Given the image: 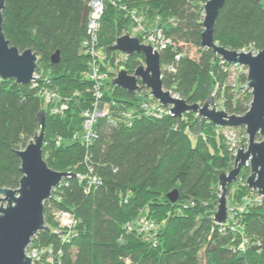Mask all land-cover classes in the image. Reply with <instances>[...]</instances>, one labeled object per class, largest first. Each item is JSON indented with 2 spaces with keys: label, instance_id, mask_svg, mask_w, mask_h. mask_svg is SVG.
Here are the masks:
<instances>
[{
  "label": "trees",
  "instance_id": "obj_1",
  "mask_svg": "<svg viewBox=\"0 0 264 264\" xmlns=\"http://www.w3.org/2000/svg\"><path fill=\"white\" fill-rule=\"evenodd\" d=\"M206 1L105 0L98 49L112 46L134 17L144 26L157 21L171 40L160 52L161 68L175 69L162 71L164 90L190 105H203L215 92L221 110L243 116L252 101L246 74L240 70L232 80L233 66L201 48ZM88 3L5 0L2 10L6 40L20 53L30 49L37 54V72L44 79L37 88L0 80V189L19 188L16 152L39 132L36 116L44 109L40 90L56 91L67 104L62 116L46 111L42 152L50 169L75 177L64 179L44 203L50 231L32 238L30 248L51 251L54 264H264V250L250 246L264 241V200L244 202L252 196L245 185L249 167L232 194L234 185L227 186L231 199L243 208L237 223L231 220L224 227L213 221L221 194L217 172H229L234 163L221 128L204 122L195 136L201 118L193 113L180 119L148 117L140 109L147 94L130 95L106 81L102 102L109 115L97 121L95 138L87 146L71 140L81 131L82 112L93 108L92 83L85 78L90 58L83 47ZM213 39L232 51H264V0H226ZM186 46L196 48V58L189 57ZM56 52L59 63L52 65ZM143 61L140 55L124 58L107 52L97 63L101 70L124 67L132 75ZM88 173L98 184L89 183ZM173 190L179 196L175 203L167 198ZM59 212H69L75 220L65 241L53 232ZM244 240L248 245L242 250Z\"/></svg>",
  "mask_w": 264,
  "mask_h": 264
},
{
  "label": "water",
  "instance_id": "obj_2",
  "mask_svg": "<svg viewBox=\"0 0 264 264\" xmlns=\"http://www.w3.org/2000/svg\"><path fill=\"white\" fill-rule=\"evenodd\" d=\"M90 1V0H87ZM258 4L260 0H251ZM226 0H207L203 5V33L201 48L212 50L215 58L222 59L226 64L246 70L247 90L252 101L249 110L243 116L228 115L214 106V97L209 94L203 105L188 104L175 97L171 91L164 90L162 85V68L160 53L152 47L140 43L138 37L130 34L117 38L112 46L97 50L101 57L107 52H118L129 58L140 55L144 64L139 66L132 75L124 67H120L111 85L126 91L130 95L146 94L163 107H169L174 118H182L186 113L197 114L201 120L195 128L197 136L204 122L215 127L244 128L248 137L246 147L241 145L234 158V166L228 172H217L220 196L213 221L216 226H228L227 186L236 184L244 167H249L250 175L246 179L249 190L264 199V51L253 55L252 52H237L218 45L214 39V26ZM5 0H0V80H13L15 85L28 86L34 79L38 65V56L28 49L20 53L10 46L3 33V16ZM87 14L85 7L84 17ZM59 53L51 57V64L59 63ZM46 112L41 110L36 116L39 127L34 138L24 150L17 151L20 159L22 177L17 190L0 189V264H32L26 256V248L32 238L40 232H49L44 221V203L52 197L53 191L64 179L74 178L69 172H56L50 169L43 159L45 139ZM262 138L260 142L257 137ZM178 191L173 190L167 195L171 203L178 200ZM255 249L264 250V241Z\"/></svg>",
  "mask_w": 264,
  "mask_h": 264
},
{
  "label": "built area",
  "instance_id": "obj_3",
  "mask_svg": "<svg viewBox=\"0 0 264 264\" xmlns=\"http://www.w3.org/2000/svg\"><path fill=\"white\" fill-rule=\"evenodd\" d=\"M104 1L105 0H90L88 3V16H87V39L85 40L83 47H84V53L90 58L89 68L88 72L85 74V78L88 79L92 83V98H93V108L91 110H86L82 112V128L80 132H76L73 134L71 140L74 142H79L82 145L87 146L94 138H95V125L98 120L106 117L109 115V108L107 105H105L102 102L103 97V87L106 81H110L114 79L113 72L110 67L105 68L104 70H101L97 60L101 57L99 54L96 53L98 50V37L100 32V22L104 13ZM131 33L136 35V37L139 38L140 43L146 46L152 47L155 51L161 52L163 49H166L168 46L171 45V40L168 39L163 29L160 26H154L152 28H145L144 25H142L141 20L137 17L133 18V25L131 29ZM245 53H248V51H244ZM253 55H256L257 53L252 52ZM123 56V55H122ZM124 58H127L123 56ZM180 56H177L176 59H179ZM223 63H225L222 60ZM226 64V63H225ZM242 70L246 74V70L240 67L233 66L231 68L232 72V80L235 78V72L233 69ZM168 71L169 73H174L175 69L172 66H168L165 68H162V71ZM34 79H39L38 81L33 80L30 84L33 88L38 87V83L43 80L42 72L35 71ZM247 89V85H246ZM146 94L148 95V100L144 101L140 105V109L143 114H145L148 117H156L160 118L164 115L172 116V114L169 111V107L165 108L163 107L158 101L154 100L150 95L149 92L146 91ZM40 98L43 102V111H47L53 115V116H62L67 111V104L65 102H61V99L56 91H52L48 88L43 87L40 90L39 93ZM176 97V96H175ZM214 97V106L219 107V104L221 103L220 100L215 103V92L213 94ZM126 121H131V117L128 114H123ZM221 134L224 137L225 144L227 147V150L233 158H235L238 147L235 145V130L233 128H225L221 129ZM247 137V136H246ZM88 181L92 185L98 184V179L94 176H92L91 173H88ZM246 185V184H245ZM60 186V185H59ZM58 186V187H59ZM57 187V188H58ZM54 189L53 193L56 191ZM251 191V190H250ZM252 196L245 197L244 202L246 204H260L264 199L262 196L258 195L257 193H254L251 191ZM228 220L230 226V221L235 220L237 223V220L235 219L237 213H240L243 211V208L240 207H233L230 206V203H228ZM56 221H57V227L53 230L54 234H57L62 238V240H66L70 234L72 233V230L75 226V220L71 213L69 212H59L56 214ZM235 223V224H236ZM153 229V228H152ZM31 245V243H30ZM30 245L26 248L25 254L27 257H29L32 260V264H54L51 259V251H46L43 249H39L36 247L30 248ZM248 245V240L243 241L242 250L246 248ZM261 243H253L250 246H260ZM49 252V253H48ZM45 255H48L50 257L44 258Z\"/></svg>",
  "mask_w": 264,
  "mask_h": 264
},
{
  "label": "rangeland",
  "instance_id": "obj_4",
  "mask_svg": "<svg viewBox=\"0 0 264 264\" xmlns=\"http://www.w3.org/2000/svg\"><path fill=\"white\" fill-rule=\"evenodd\" d=\"M158 25V22L156 21V22H150V21H147V23L145 24V28H152V27H154V26H157ZM132 28V25L130 26H128V28H127V30H125L124 31V34L123 35H125L126 33H128V34H130V36L131 37H136V35H134L133 33H131V29ZM122 35V36H123ZM184 50H185V52L189 55V57H191V58H196L197 57V50H196V48H194V47H191V46H186L185 48H184ZM144 64V63H143ZM142 64V65H143ZM111 69H112V72H113V77L115 78V76H116V74H117V71L114 69V68H112V67H110ZM244 70V69H243ZM233 71L236 73V72H238V71H240V70H237L236 68L235 69H233ZM241 72V71H240ZM212 95L214 94V93H211ZM149 98V97H148ZM145 101H147V98H146V100ZM217 109L219 110V107H217ZM195 115H197V114H195ZM198 116V115H197ZM200 122V121H199ZM225 128H228V127H223V128H221V129H225ZM229 128H233V127H229ZM234 130H235V134H236V138H235V145H236V147H241V145H243L244 147H246L247 146V144H248V137H246V135H245V129L244 128H233ZM196 136V135H195ZM262 140V138H260L259 136L257 137V139H256V141H258V142H260ZM233 166H234V163H233ZM233 166L231 167V169L233 168ZM246 167H244L243 169H242V171H241V173H240V175H239V177H238V182L236 183V184H232V185H234V187L231 189V194L235 191V189H237L236 188V186L235 185H237L239 182H240V177H241V174H242V172H243V170L245 169ZM230 169V170H231ZM228 173V172H227ZM250 175V174H249ZM248 178V177H247ZM246 178V179H247ZM246 182V181H245ZM231 194L229 195L228 193H227V195H226V198H227V200H228V203H230V206H234V207H238L237 206V203H235L232 199H231ZM0 206H1V203H0ZM216 210H217V208H216Z\"/></svg>",
  "mask_w": 264,
  "mask_h": 264
}]
</instances>
